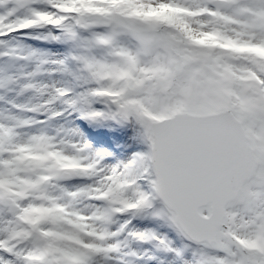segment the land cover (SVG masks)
Masks as SVG:
<instances>
[{
	"label": "snow or ice",
	"instance_id": "obj_1",
	"mask_svg": "<svg viewBox=\"0 0 264 264\" xmlns=\"http://www.w3.org/2000/svg\"><path fill=\"white\" fill-rule=\"evenodd\" d=\"M0 90V264H264V0H0Z\"/></svg>",
	"mask_w": 264,
	"mask_h": 264
},
{
	"label": "rangeland",
	"instance_id": "obj_2",
	"mask_svg": "<svg viewBox=\"0 0 264 264\" xmlns=\"http://www.w3.org/2000/svg\"><path fill=\"white\" fill-rule=\"evenodd\" d=\"M25 43L33 46V47H42L44 50H50L53 53H56L57 49H60L63 51V46L58 44H48L44 45L41 41H35V40H25ZM30 70V69H29ZM0 95L4 96L3 100H0V110L6 109L9 107L8 101L9 100H15L17 103L22 102L23 97H17L14 92H7L0 90ZM28 98V97H27ZM78 124L84 129L85 133L88 136V139L90 142L93 143V145L101 150H108L115 154L116 157H119L120 159H125L127 157H130L133 151L140 150L144 148V145H138L133 146L131 148L125 147V142L131 143V141L127 140L126 135L122 134H116L114 137H110L108 134L107 128H95L90 125H88L86 122L83 121H77ZM131 132L129 130L128 135H130ZM115 162V161H113ZM173 238H175V234L171 233ZM177 245L180 244V241L177 239L176 241ZM147 245H144L143 248H147ZM142 250V249H141ZM161 258L170 259V257H165L164 254L158 253ZM142 264H158V261H147L145 260L142 262Z\"/></svg>",
	"mask_w": 264,
	"mask_h": 264
},
{
	"label": "bare ground",
	"instance_id": "obj_3",
	"mask_svg": "<svg viewBox=\"0 0 264 264\" xmlns=\"http://www.w3.org/2000/svg\"><path fill=\"white\" fill-rule=\"evenodd\" d=\"M27 99H28L27 97H23L22 102H25Z\"/></svg>",
	"mask_w": 264,
	"mask_h": 264
}]
</instances>
